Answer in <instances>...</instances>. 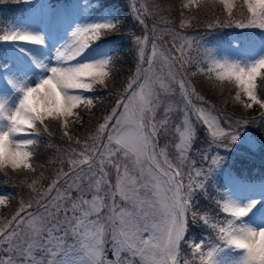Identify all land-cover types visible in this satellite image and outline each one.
<instances>
[{"label": "rangeland", "instance_id": "obj_1", "mask_svg": "<svg viewBox=\"0 0 264 264\" xmlns=\"http://www.w3.org/2000/svg\"><path fill=\"white\" fill-rule=\"evenodd\" d=\"M28 1L31 9L25 18L14 20L7 16L3 26H0V36L13 32L28 33L38 36L41 40L37 44L0 39V79L5 82L0 86V104H3V108L0 109V117H2L0 118V130L8 129L9 124L4 117L17 107L22 96L21 88L35 86L40 79L49 74L48 69L50 68H44V73L40 78L35 75L37 69H43L41 65L28 70L27 64L31 65V59L38 58L35 57L36 53L43 51L47 45L49 49L43 53L49 57L51 63H54L58 52L72 43V32L78 27L84 28L98 24L115 26L124 19L127 13L131 18L133 28L137 31L133 37V48L138 64L133 77L135 80L132 79L130 82L132 88L127 87L119 101L126 102V97L131 96L133 90L137 93V97L124 118L120 136L114 137L109 142L108 135L115 120L109 121L108 127L103 132L98 131L89 144H86L87 150L85 146L79 149V158L76 154L70 156L67 168L60 170V173L44 191V194L51 192V196L55 197L56 190H51L59 186V191L68 199L56 202L43 194L40 201L33 206L22 208L11 221H8L7 226H10L6 231L0 228V236L15 232L17 234L15 242L18 246L16 251L10 252L7 243L0 245V258L7 260L13 256L18 264H24L22 253L25 250V244L26 242L32 244L35 241L33 252L29 254L30 257H35V261L30 264H35L36 261L39 264H94V258L100 264H117V261L119 264H127L129 261L131 264H145L139 254L133 255L125 246H121L120 256L117 257L113 234L115 231L119 235L121 227L119 214L122 210L130 214L133 222L141 228L140 234L143 239H148L152 232L143 231V226L145 224L162 225V221L166 218L163 205L169 202L168 198L172 196V191L164 182L167 177H164L162 173H157L151 161L140 156L137 162V157L133 154L144 145V137L152 131V123L159 126L160 122L166 119L165 128H160L158 134L151 138L152 144L148 148V153L151 154L153 147L156 151V144L160 143L162 160L165 162L166 157L172 162L173 171H182L183 175L178 177L179 183L183 185L181 196H186L191 192L190 201L196 192L210 186L209 180L212 177L225 171L226 167L221 161L222 154L233 151L237 154L257 155L259 149L263 147L259 136L251 132L242 118L234 116L200 94L190 79L189 70L195 67L199 60L194 55L200 53L204 60L201 59L198 62L205 61L200 66H206L205 70L213 76L215 83L227 82L232 87H238L234 79L221 80L218 78V72L221 71L218 65L237 64L247 68L260 59H264V35L256 40L242 39L243 44L236 42L231 46L221 45L219 43L221 39L217 37L214 44L208 45L201 32L193 33L187 29L189 23H183L181 27L168 25L164 8L156 5L154 0H125L122 6L116 4L108 6L103 3V0ZM238 1L240 0H233V6ZM102 5L106 6L102 13L95 11ZM152 16L158 18L157 22L149 19ZM104 30H101L99 38L91 42L79 56L74 60L65 61L64 64L70 66L108 61L110 65L114 42L103 39ZM251 36L253 39L255 35ZM141 50H143V57H141ZM8 51L12 55H9ZM18 59L22 61L21 65L17 62ZM58 63L59 66H64ZM31 80H33L32 85L29 84ZM181 81L185 84L183 89L180 87ZM141 84L145 85L143 91L139 87ZM95 90L96 88L86 92L74 90L70 94H80L94 101ZM255 92L260 100L257 85ZM41 93H44L43 90ZM186 96L187 99H185ZM237 97L234 100L241 102L246 109H248L246 104L252 103V106L255 104L249 101L242 91ZM150 98L159 99L154 116L147 111L149 105L146 102ZM118 102L115 106L117 112H124L122 106L117 107ZM261 103H264V100ZM80 106L75 103L69 107L61 98L58 108L50 109L44 105L40 107L39 112L44 120L53 118L63 121L64 118L69 117L68 122L72 123L70 116H72L73 109L76 110ZM140 117L143 118L145 129L138 135L136 131ZM206 120L212 123L205 124ZM32 129L38 131L37 124ZM213 132L216 133L215 136L212 135ZM230 134H236L238 138L232 142ZM37 138L38 135L31 132L28 135L14 134L12 148L17 149V152L13 154L9 152L8 147L5 149L3 145H0V162H2L0 165L29 168L32 156H26L24 153H30V147L33 144L21 147L18 142L37 141ZM176 145H182L184 153L182 161L181 149H178ZM119 146L130 152L127 159L122 153L115 157L108 156L109 150H114ZM101 152L105 153L104 157H101ZM100 159H104L103 167L99 164ZM213 159L217 161L215 164L212 163ZM88 161H92L91 170H89ZM118 161L119 174L117 168L113 166ZM177 164L180 165L179 169L176 168ZM197 169L202 171V176H196ZM76 172L80 173L79 179L71 189H68V184L72 181L69 179L66 184L64 179ZM142 172L143 175H141ZM190 177L193 182L191 189L188 188ZM133 182H135L134 193L130 192ZM199 183L201 186L197 188L195 185ZM145 184L147 187H143ZM66 189L68 190L65 192ZM126 192L129 193L128 199L122 198V194ZM79 200L86 201V207L89 209L100 208L98 214L92 212L88 217L91 222L97 223L94 227L88 228L87 232L83 228L75 227L71 205L72 202ZM7 201L8 196L0 192V208L5 206ZM148 201L152 202L150 207H148ZM218 204L223 211H225V205H228L246 207L248 212L239 219L233 216L226 218L224 223H220L221 219L218 217L213 219L207 217L208 227L213 228L219 225V231L224 228L228 232L237 231L242 225L257 231L264 229V181L249 182L234 179L230 191L225 193L224 198L219 199ZM145 208L148 209L147 220L138 215ZM188 211L185 213V231L177 245L175 255L178 264H184V261L188 260L186 259L188 248L191 247L194 251L195 245L202 246L201 252L204 259L201 261L200 255L194 251L187 255L189 256L188 261L192 264H208L207 253L210 251L213 253L210 258L211 264H241L243 250L229 246L222 239L208 245L199 238L189 242L190 246H187L186 252H183L184 239L189 229ZM114 215L115 219L112 218ZM97 253H99L98 256ZM168 264H172L171 259Z\"/></svg>", "mask_w": 264, "mask_h": 264}, {"label": "trees", "instance_id": "obj_2", "mask_svg": "<svg viewBox=\"0 0 264 264\" xmlns=\"http://www.w3.org/2000/svg\"><path fill=\"white\" fill-rule=\"evenodd\" d=\"M21 1L0 0V19L17 15L21 8ZM103 1L107 5L122 6L125 3V0ZM154 2L160 5V8H164L168 25L181 27V24L187 22L189 23L187 29L193 33L201 32L208 45L214 44L217 37L221 39L219 42L221 45L227 46L235 44L238 40L241 41L240 38L246 35L264 33V28L252 30V26L237 25L240 21L247 23L250 18L243 0L232 7L231 14L220 0H195V2L193 0H154ZM152 18L149 17L151 21L157 22L156 16ZM229 21L231 23H228ZM136 32L128 13L113 28L105 29L103 39L114 42L109 65L110 79L106 87L96 86L93 105L87 108L78 107L75 112L79 119L75 116L71 117L73 122H69L67 127L62 121L53 118L42 120L40 124H37L40 134L37 141L30 147L31 167L13 168L9 165H0V192L8 196L6 205L0 208L1 229L6 231L10 226H7L8 221H11L22 208L33 206L41 200L44 191L60 170L67 168L70 156L76 154L79 158V149L89 144L98 132L99 125L106 122L105 117L114 110L116 103L135 75L138 59L133 48V37ZM232 35H235V41L232 40ZM194 56L196 59H202L200 53ZM198 61L195 67L189 70L190 79L196 90L212 103L246 121L251 132L259 136L263 147L254 156L246 153L237 154L233 151L221 155V161L226 167L225 171L212 177L209 180L210 186L196 192L190 201L189 229L184 239L183 252H186L187 246H190L188 242L209 235L207 223H203L204 219L209 222L207 217L213 219L220 216L221 208L218 201L223 197L229 182L225 176L239 180L264 181V108L261 104L255 103L251 108L246 109L241 102L234 100L237 97L238 87H232L227 82L215 83L213 76L205 70V64V67L200 66L205 61ZM256 85L262 102L264 76L257 79ZM45 128L47 131L44 130ZM65 132L68 135H65ZM193 252L191 247L188 248L186 259L189 260L187 255Z\"/></svg>", "mask_w": 264, "mask_h": 264}, {"label": "snow or ice", "instance_id": "obj_3", "mask_svg": "<svg viewBox=\"0 0 264 264\" xmlns=\"http://www.w3.org/2000/svg\"><path fill=\"white\" fill-rule=\"evenodd\" d=\"M195 2V0H193ZM221 3L226 7V9L229 11V14H231V9L233 6V0H221ZM243 3L247 7V12L250 13V18L247 20V23L244 21H240L237 23L238 26H257L260 28H264V8H260L256 6V0H243ZM228 23H231L229 21ZM183 26V25H182ZM114 27L113 25H107V24H98V25H91L84 28H77L75 31L72 32V43L68 44L64 50H61L58 52L56 56V60L60 62V64H64L65 61H71L74 60L77 56H79L88 46L91 42L95 41L99 38L101 34V30L103 29H109ZM91 34V35H89ZM0 39L4 40H19V41H28L32 43H40L41 40L38 36L28 34V33H10L5 36H0ZM140 41L138 40V43ZM182 51V49H181ZM141 57H143V50H141ZM179 59V58H177ZM149 64L151 65V61H149ZM218 67L221 69L220 72H218V78L223 79H234L236 85L240 88L242 93L247 96L249 101L255 102L257 104H261V107H264V103H261V101L257 98L255 88H256V81L259 77L264 76V59H260L255 64H253L250 67H241L237 64L225 66V65H218ZM71 69L73 77L75 78L77 75L80 77H83L82 79H77V89L75 91L79 92H86V91H93L97 85L101 87H106L109 79H110V66L108 61H103L100 63H87L85 67L83 68H77L76 65H67L64 64V66H55L48 69L49 74H58L60 71H67ZM48 74V75H49ZM135 80V78H133ZM129 88H132V83H129ZM141 90L143 91L145 89V85L141 84L139 85ZM180 87L183 89L185 87V84L183 81L180 83ZM26 90V88H21L22 94ZM60 96L62 99L65 97H77L78 99L75 101L76 104L80 105H86L88 107H91L94 103L93 99L87 98L80 94H70L66 90H59ZM43 97V99H42ZM137 93L133 90L131 96L126 97L125 101H119L118 106H122L124 108V112H117V108L114 109V111L111 112V114L107 117H105L106 123L99 125V132H103L108 127V122L115 120V124L112 126V130L108 135V140L111 142L114 137H119L121 133V126L124 122V118L129 112L130 108L133 105V102L136 100ZM48 98L46 94L44 93H38L36 94L35 98L32 99L31 103L33 107H35L38 111L40 110L41 105L44 103V99ZM239 99V97H237ZM187 99V96L185 97ZM159 99L158 98H150L146 103L149 105L147 107V111L151 112L154 116L156 112V108L158 106ZM188 103L191 104V101L188 100ZM71 106V103L69 104V107ZM248 108L252 107V103H248L245 105ZM3 108V104H0V109ZM15 110L10 114H8L6 117L9 127H14V125L10 124L11 116L15 115ZM199 111V110H198ZM75 116L77 119H79L78 114L73 111L72 116ZM69 117L64 118V126L67 127ZM212 121L206 120L205 124H211ZM167 125V120L164 119L160 122V125L158 126L156 123H152V131L148 132L147 135L144 137V145L140 148V150L133 154L137 157V162H139L140 156H144L147 158V160L151 161V163L154 165L155 169L157 170V173H162L164 177H167V179L164 181L167 185H169V190L172 191V196L168 198V203L164 204V211L166 218L162 221V225L160 224H145L143 226V231H151L152 235L148 239H143L141 236V228L139 225L133 222L131 215L126 214L123 210L120 212V230L119 235L116 234L114 231L113 239L116 241V244L114 247H116V255L119 258L121 246H125L128 251H131L133 255L139 254L142 258V260L145 261V264H168L169 259L172 260V264H178V261L175 259L176 251H177V245L179 244V241L181 240L184 231H185V213L186 211L191 207L190 200H189V194L186 196H181V189L183 188V185L179 183L178 177L182 176V171H173V164L171 161H168L165 157V163L167 164V167L165 168L163 165L159 163V160L157 159V154L155 152L149 154L148 148L152 144L151 138L153 135H157L160 131V128H165ZM8 127V128H9ZM145 129V123L143 121V118L140 117V123L137 126L136 133L139 135L142 131ZM47 131V129H44ZM179 131V129H177ZM26 135H28L29 132L40 134L37 130H24ZM18 135L16 132H10L9 133V139H8V150L9 152L15 154L17 152V149L12 148V136ZM65 135H68L67 132H65ZM213 136L216 135L215 132L212 133ZM71 139V137H69ZM238 138V135L236 134H230V140L234 142ZM36 141H34L35 143ZM33 143V144H34ZM117 145V144H116ZM178 149H181V161L184 158V153L182 149V145H176ZM88 146L85 145V150H87ZM107 148V146H105ZM123 154V156L127 159L129 157V151L125 150L122 147H117L114 150L108 151L109 157H115L119 154ZM101 157H104L105 153L101 152ZM110 162H112L111 159H108ZM217 161L213 159L212 163L215 164ZM99 164L101 167H103L104 159L99 160ZM117 168V172L119 174V161L113 165ZM88 167L89 170H91L92 167V161H88ZM176 168L179 169L180 165L177 164ZM125 172H127V168H125ZM202 171L197 169L196 170V176L200 177L202 176ZM79 172H76L75 174H72L71 176H67L64 179V183L68 184V180L70 179L72 181L71 184H68V189H71L73 185H75L79 179ZM143 175V172L141 173ZM133 186L130 188V192L134 193L135 188ZM174 186V187H172ZM197 188L200 187V183L195 185ZM143 187H147V184L143 185ZM188 188H193V182L190 177V182L188 184ZM66 189L65 192L68 190ZM56 190V196L52 197L51 192L45 193L44 195L56 202H59L61 200L68 199L64 194H62L59 191V186L53 187L51 191ZM122 198L128 199L129 193H123ZM144 203V202H141ZM151 201H148V207L151 206ZM87 202L84 200H79L78 202H72V211L74 214V220H75V227L83 228L86 232L88 228H92L96 225L97 222H91L88 217L92 214V212L99 213L100 208L97 207L95 209H89L86 207ZM225 212H230L231 216L235 218H239L242 215H246L248 209L244 207L239 206H228L225 205L224 207ZM79 213V214H77ZM139 217L143 218L144 220H147L148 218V209H142L141 213L138 214ZM195 215V214H193ZM115 219V215L112 217ZM204 219V218H201ZM206 221V219H204ZM229 224H231V221H229ZM17 234L15 232L11 233H5L3 236H0V245L7 243L9 248L8 250L16 251L17 244H16ZM221 239L224 240L229 246L235 247V240H236V230L232 232H228L226 229L222 228L221 231ZM154 242V243H153ZM35 241L32 242V244H29L26 242L25 250L22 253V257H24V264H30V262L35 261V257H30V253L33 252V245ZM141 245L143 247H141ZM201 245H195L194 251L196 254H199L201 257V261H203L204 256L201 252ZM133 249H135L133 251ZM97 256L99 253L96 254ZM213 253L210 251L207 253L208 264H211L210 258L212 257ZM0 264H18L17 259L13 256H10L7 260L0 258ZM35 264H39L38 261L35 262ZM94 264H100L98 260H95L94 258ZM117 264H119V261H117ZM127 264H131V261L127 262ZM184 264H192V262L185 260ZM241 264H245V259H241Z\"/></svg>", "mask_w": 264, "mask_h": 264}, {"label": "clouds", "instance_id": "obj_4", "mask_svg": "<svg viewBox=\"0 0 264 264\" xmlns=\"http://www.w3.org/2000/svg\"><path fill=\"white\" fill-rule=\"evenodd\" d=\"M256 6L264 8V0H256ZM86 64L87 63L77 64L76 67L83 68ZM82 78L83 77L79 75L74 78L72 70L69 69L67 71H60L58 74H49L40 79L35 86L27 87L19 100L15 115L11 116L10 124L14 125V127H9L7 130H0V145H3L4 148L7 149L10 132H16L18 135H26L24 129H32L36 124L42 122L43 117L31 103L36 94L41 93L43 90L48 99L52 101L48 107L50 109L58 108L61 99L59 90H66L71 93L77 89L76 80ZM77 99V97L69 96L64 98V102L66 105L70 103L73 105ZM73 111H75V109H73ZM18 143L21 147H27L32 145L34 141L26 140ZM24 154L29 157L31 156L29 152ZM0 164H2V162H0ZM28 166L31 167L30 163ZM244 216L245 215H242L239 218ZM235 248L243 250L244 255L242 258L245 259V264H264V229L257 231L242 225L236 231Z\"/></svg>", "mask_w": 264, "mask_h": 264}, {"label": "bare ground", "instance_id": "obj_5", "mask_svg": "<svg viewBox=\"0 0 264 264\" xmlns=\"http://www.w3.org/2000/svg\"><path fill=\"white\" fill-rule=\"evenodd\" d=\"M49 48L47 47V45H46V47H45V49H43V51L42 50H40L38 53H36V55H35V57H38L37 59H31V66L33 67V68H35L36 66H38V65H41L42 67H43V69L45 68V69H48V68H51V67H55V66H59V63H58V61L56 60V62H54V63H51V61H50V59H49V57L47 56H45V51H47ZM56 50V49H55ZM44 52V53H43ZM50 61V62H49ZM30 65V64H29ZM29 84L30 85H32L33 84V80H31L30 82H29ZM45 94V93H44ZM42 99H43V97H42ZM52 103V101L51 100H49L48 98H46V99H44V103L41 105V106H49L50 104ZM153 152H155L156 153V151H155V148L153 147L152 149H151V153H153ZM244 208H246V207H244Z\"/></svg>", "mask_w": 264, "mask_h": 264}]
</instances>
